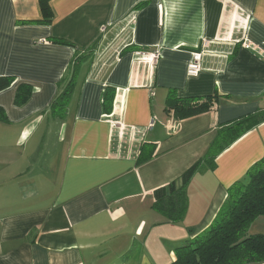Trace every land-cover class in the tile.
I'll return each instance as SVG.
<instances>
[{"label": "crops", "instance_id": "crops-1", "mask_svg": "<svg viewBox=\"0 0 264 264\" xmlns=\"http://www.w3.org/2000/svg\"><path fill=\"white\" fill-rule=\"evenodd\" d=\"M49 6L46 26L38 0H0V77L13 79L0 92V264H171L264 155L263 123L191 179L180 223L160 224L151 208L153 191L202 159L224 126L264 108V0ZM203 40L201 71L189 78ZM77 57L74 91L54 119L50 104ZM19 85L32 88L21 108L13 104ZM106 89L114 92L109 114ZM170 94L211 106L180 120L165 111Z\"/></svg>", "mask_w": 264, "mask_h": 264}, {"label": "trees", "instance_id": "trees-1", "mask_svg": "<svg viewBox=\"0 0 264 264\" xmlns=\"http://www.w3.org/2000/svg\"><path fill=\"white\" fill-rule=\"evenodd\" d=\"M50 0H38L43 25H50L52 12ZM140 6H138L139 8ZM55 44L73 46L67 40L56 39ZM94 46L86 52H92ZM77 57L68 67L67 82L63 91L51 102L49 112L54 119H63L67 104L75 88L80 60ZM13 79L0 77V92L11 87ZM32 88L19 85L13 104L21 108L28 103ZM114 92L106 89L102 94V110L109 114L112 110ZM210 101L202 104L191 100L167 98L165 111H173L177 119H186L207 111ZM4 117L0 111V120ZM264 123V108L254 114L239 118L224 126L216 135L202 159L188 168L177 180L153 191L151 208L161 217L160 224L180 223L187 209V187L191 179L204 166L211 165L215 159L236 140L252 128ZM143 162L139 158L138 164ZM264 217V155L253 164L244 177L232 184L226 198L207 229L176 249V259L171 264H264V235H248L251 224Z\"/></svg>", "mask_w": 264, "mask_h": 264}, {"label": "built area", "instance_id": "built-area-1", "mask_svg": "<svg viewBox=\"0 0 264 264\" xmlns=\"http://www.w3.org/2000/svg\"><path fill=\"white\" fill-rule=\"evenodd\" d=\"M207 44L208 42L203 40L201 50L192 52L190 54V60L186 65V76L187 77L189 78L196 77L200 73L202 57L204 56V54H206ZM134 55L137 58L148 59L149 61H152V62L156 61L159 58V52L147 53V54L135 52ZM152 95L153 94H151V96ZM153 124H154V119L151 120L150 124L148 125V129H151L153 127Z\"/></svg>", "mask_w": 264, "mask_h": 264}, {"label": "rangeland", "instance_id": "rangeland-1", "mask_svg": "<svg viewBox=\"0 0 264 264\" xmlns=\"http://www.w3.org/2000/svg\"><path fill=\"white\" fill-rule=\"evenodd\" d=\"M53 140L50 142V145H52ZM49 153L48 149L46 148L44 151V155L46 154V158L44 161H46L48 159L47 154ZM54 153V152H53ZM54 156V154H52ZM43 159H39L36 161H42ZM35 161V160H34ZM46 165V164H45ZM248 235H257V234H262L264 235V217H260L258 219H256L251 226L249 227L248 231H247Z\"/></svg>", "mask_w": 264, "mask_h": 264}]
</instances>
